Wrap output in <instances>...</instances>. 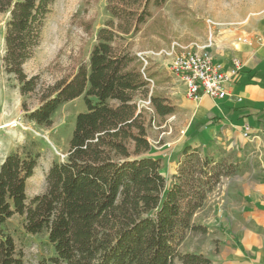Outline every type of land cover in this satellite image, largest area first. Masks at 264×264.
<instances>
[{
    "label": "trees",
    "instance_id": "trees-1",
    "mask_svg": "<svg viewBox=\"0 0 264 264\" xmlns=\"http://www.w3.org/2000/svg\"><path fill=\"white\" fill-rule=\"evenodd\" d=\"M54 2L0 0V16H9L0 78L14 76L23 96L37 89V78H28L23 67L41 43ZM169 2L108 0L111 18L98 31L88 61L43 90L37 109L26 110L28 120L51 127L64 104L82 97L86 108L76 117L66 156L49 169L45 193L27 197L40 154L11 153L0 167V223L19 216L28 234H47L54 255L38 264H214L203 254L182 252L181 245L188 232L201 231L195 214L239 164L232 154L218 160L187 146L167 180L150 134L179 108L159 89L161 75L152 62L133 51L138 35L169 42L163 12ZM187 13L174 4L176 18L199 24ZM93 24L82 20L80 26L92 35ZM0 264H26L14 239L3 233Z\"/></svg>",
    "mask_w": 264,
    "mask_h": 264
},
{
    "label": "rangeland",
    "instance_id": "rangeland-1",
    "mask_svg": "<svg viewBox=\"0 0 264 264\" xmlns=\"http://www.w3.org/2000/svg\"><path fill=\"white\" fill-rule=\"evenodd\" d=\"M175 3L188 9L189 21H196L199 24L191 26L181 18H176L173 14ZM107 5L108 0H55L43 28L41 43L33 58L23 67L28 78H37L35 92L23 96L21 86L14 76L5 73L1 75L0 167L11 153H22L25 149L40 154L34 176L27 182L29 199L45 193L49 169L54 162L62 161L66 156L76 117L86 108L82 97L64 104L54 115L51 127H41L28 120L26 110L37 109L41 103L43 90L73 76L78 63L88 61L96 44L98 31L111 18ZM84 10L88 12L86 17L83 14ZM163 12L170 24L167 34L169 42L156 36L142 39L138 35L134 41L133 51L146 54V58L161 75L159 89L171 99L178 95L184 97L187 95L184 84L173 76L170 70L172 55L174 57L185 49H181L176 44L187 46L193 43L194 49H197L196 46H209L220 32H230L237 36L242 35L241 38H244L247 36L245 32L249 24L264 16V0H170ZM77 13L80 17L74 23L73 17ZM8 18L7 14L0 16V59L6 51L5 31ZM82 20L94 21L92 35L84 32L80 26ZM171 43H176L174 45L176 53L169 50L168 53L156 55L162 48L167 46L170 48ZM202 52L205 53L204 50ZM173 77L178 83L172 84ZM179 85H182L184 90L181 94H178L176 89ZM191 124L187 116H178L176 113L167 118L162 125L155 126L150 134L153 155L162 160V173L169 181L176 172L180 153L188 146L184 141L194 136V133H191ZM179 147L182 149L177 151ZM199 149L204 154L210 153L216 156L218 160H228L227 154H231L220 147L211 146L209 150ZM220 190L215 189L209 194L204 207L193 218V224L201 227V231L188 232L181 245L182 252L203 254L214 264H219L217 260L224 246L227 245L219 241V235L230 232L228 225L223 227L218 216L220 210L226 214L225 217L228 216L229 211L228 204H221ZM236 207L239 208V204H236ZM2 233L14 239L17 251L23 255L26 264H38L54 255L47 234H28L19 216L13 217L4 224L0 223V234Z\"/></svg>",
    "mask_w": 264,
    "mask_h": 264
},
{
    "label": "crops",
    "instance_id": "crops-1",
    "mask_svg": "<svg viewBox=\"0 0 264 264\" xmlns=\"http://www.w3.org/2000/svg\"><path fill=\"white\" fill-rule=\"evenodd\" d=\"M245 33L257 38L244 44L240 41L242 35L220 32L209 46L205 45L206 49L204 46L194 49L193 43L187 46L171 43L170 48H162L156 54L160 56L169 50L176 53V44L181 49L201 53L204 50L225 70L234 59L243 65L230 87L231 98L215 100L205 96L199 101L187 95L171 98L179 108L177 115L187 116L192 122L194 136L184 144L208 150L211 146L220 147L239 164L237 174L222 179L216 188L221 189V204H228L229 210L227 217L220 210L218 218L230 231L219 235V241L227 244L217 260L219 264H264V16L249 24ZM172 82L178 83L174 77ZM176 89L178 94L184 91L182 85ZM247 128L250 130L245 136Z\"/></svg>",
    "mask_w": 264,
    "mask_h": 264
},
{
    "label": "built area",
    "instance_id": "built-area-1",
    "mask_svg": "<svg viewBox=\"0 0 264 264\" xmlns=\"http://www.w3.org/2000/svg\"><path fill=\"white\" fill-rule=\"evenodd\" d=\"M256 38L254 35H247L240 41L244 44H251ZM242 67V62L234 59L231 67L225 70L214 61L209 53H201L188 48L177 53L170 63L171 74L184 84L187 97L195 101L205 96L215 100L231 98L230 87ZM237 100L241 101L240 98ZM249 130V128L246 129L245 136H248Z\"/></svg>",
    "mask_w": 264,
    "mask_h": 264
}]
</instances>
